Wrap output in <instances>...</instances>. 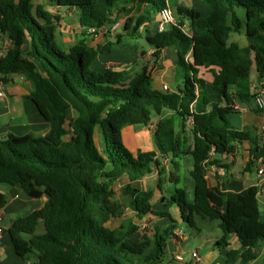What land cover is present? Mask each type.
Instances as JSON below:
<instances>
[{"label": "trees", "instance_id": "obj_1", "mask_svg": "<svg viewBox=\"0 0 264 264\" xmlns=\"http://www.w3.org/2000/svg\"><path fill=\"white\" fill-rule=\"evenodd\" d=\"M203 2L209 8L207 17L177 7L175 25L151 31L146 22L167 0H0V35L11 43L9 49H0V79L6 83L8 75H22L30 84L28 99L50 127L43 136L0 139V183L19 185L33 198L46 197L41 208L2 228L28 264H159L176 223L197 228L196 217H221L222 236L215 246L224 249L229 234L238 238L240 247L226 251L228 259H254L253 250L264 240L258 187L225 191L211 186L207 175L209 166L219 163L210 160L212 154L234 155L238 146L248 151L246 170L264 161V141L229 122L234 104H251L252 68L264 79V0ZM48 7L70 11L78 28L97 31L122 15L135 11L138 16L133 24L129 16L114 42L92 47L79 38L62 50L55 42L61 17ZM239 8L244 9L243 19ZM184 24L190 35L182 31ZM232 32L242 34L246 44L229 41ZM126 37L143 38L153 57L164 48L175 50V78L181 83L175 91L151 86L148 63L132 74L93 68L99 52L124 47ZM203 70L211 72L210 81L200 77ZM164 109L173 113L156 122L155 151L133 156L122 143L123 129L147 125ZM67 126L71 132L65 140ZM184 155H190L192 200H186L184 187H176L163 200L167 207L178 206L179 220L166 209H152V190L128 183L121 193L137 219L153 214L168 222L155 224L135 242L128 240L139 230L131 217L110 226L121 210L113 189L116 181L127 177L134 182L155 169L158 189L167 178L178 184ZM159 158H168L173 171L165 174ZM6 202L0 191V209Z\"/></svg>", "mask_w": 264, "mask_h": 264}, {"label": "crops", "instance_id": "obj_2", "mask_svg": "<svg viewBox=\"0 0 264 264\" xmlns=\"http://www.w3.org/2000/svg\"><path fill=\"white\" fill-rule=\"evenodd\" d=\"M167 5L174 12H176L175 10L177 7H184L188 9H194L200 15H202V12L205 14H209V8L207 5H205L203 0H167ZM48 9L52 13L58 14L61 17L59 22L57 23V29L55 34L56 38H58L61 45L64 46L67 50L75 41L71 38H67L66 34L64 33V31H68V27L63 23L62 18L63 15L70 14V11H58L51 7H48ZM134 12L129 14V16L133 17V20L136 18V16H138V13ZM178 17V15L175 16L177 20ZM158 22L159 15L153 14L150 19L149 29L151 31H154L157 28ZM118 24V27L114 31H108V27H105L107 32L96 34L95 36L98 38H96L95 40L86 39L87 43L92 47H95L94 43H98V45L103 44V42H101L103 41V35H105L106 33H110L111 35L116 36L118 34L117 31L122 28L121 19H119ZM168 27L169 26H166V28ZM113 36L108 35V41L113 42ZM3 38L5 39L3 40ZM2 41H4V45L2 46L3 48L0 47L2 51H5L11 47L10 41L5 36L0 35V46ZM147 47L148 48L145 49L142 45L140 47L138 44V49L136 48V50L133 51L132 55L121 54L120 58H99L100 54L103 53L100 52L97 55L99 60H95L96 64H93L92 66L100 72H105L107 69H112L118 72L132 74L139 70L137 66L138 64H140L141 67L144 63H148L152 76L151 86L154 89L159 90L164 85H167L168 91H175L177 87L181 84L180 81H177L175 78V50L173 48H164L157 57H153V49L149 46ZM120 51H118V53ZM132 64H134L135 67L130 66ZM200 77L210 81L212 78L211 72L208 70H203L200 73ZM250 77L251 82H258L260 80L257 77L256 72L253 68L250 73ZM6 78L7 82H3L4 95L0 97V139H4L8 135H45L49 131L50 127L49 124L38 114L35 106L27 97L28 91L30 89L29 82L26 81L22 75L18 74L8 75ZM172 83H175V88L171 87ZM238 111L241 112L243 130H251V133L253 135L259 137L262 141H264V130L262 129V126L264 125V111H254L253 106L251 104L247 105L246 108H243L242 105H240V109ZM172 113L173 112L164 109L159 116H154L151 119V122L145 125L146 127L150 128L148 131L150 132L151 136H153V132L158 119L169 117L172 115ZM131 126H127L124 129L126 130L128 127ZM66 129L67 134L64 137L65 140L69 138L71 132L69 127ZM188 145L189 142L183 145V149H186ZM159 159L163 164L166 165L164 167L166 171L165 174H167L171 170L173 171V166L170 164L169 161L166 160V158ZM213 159L218 160L219 163L211 164L208 168L209 170L207 176L209 184L211 186H223L225 191L230 192H239L251 185L257 186L259 209L261 212V219L263 220L264 181L260 180L261 178H259L256 173V165L258 161H255V163L249 169H245V164L248 161V151L245 146H238L234 155L212 154L210 156V160ZM180 165L181 166L177 172L179 176V181L177 185H179V187H184L187 193L190 194V188L192 186L191 178L189 175L190 155H184ZM124 179H127V177H124ZM127 181L128 183H131L133 186L138 187L140 189H150L153 191L151 203L152 209L156 211L163 210L161 204H163L164 198H167L172 195L174 189L176 188L174 187V189H169L170 185L166 186V181H163L162 183L166 186V189H164L165 191H163L162 188L161 190L158 189L159 175L157 173V170L155 169H153L152 172H149L148 174H144L141 178L137 179L134 182H130L129 180ZM0 191L4 193L7 197L6 204L3 206V208L0 209L1 228H6L11 220L25 216L31 211L41 208L44 202L46 201V197L44 195L39 198H33L28 196L19 185L0 183ZM125 197L126 201H129L128 197ZM126 210H129L128 206H126ZM168 211L173 219L179 220L180 212L177 205H172L168 209ZM132 214L135 217V213L133 211ZM147 216L154 220L155 224H167L168 222L165 221V218H159L153 214H149ZM113 221L114 219L110 223L114 224ZM199 221H201L202 226H204L203 224L207 225L208 219L196 217L197 237L203 240V242L199 245H197V241H194L193 243L196 244V247H191V252L193 250H197L201 257L200 262L197 264H262V260L264 258V240L260 242L257 247L253 250V252L255 253V257L251 261L243 263L239 255L233 257L232 259H228L226 251L238 250L240 247V242L238 238L233 234H229L226 236V241L228 242V244L226 247H224V249L215 246L216 241L222 236V232H220L219 237L217 235H214L213 233V235L209 232L207 233L201 229ZM111 224L110 226L114 227ZM217 227L219 228V222L217 224ZM175 228L178 230H182L183 233L180 237H169L166 241V245L169 244V250L167 249V252L171 256L172 261L170 260V258H163L160 264H195L192 260L187 261L184 258L183 262H178L175 260V256L180 253H171L172 251H170V249L176 250L185 248V246L188 244L187 242L191 239L190 235H186L182 223H176ZM28 262L29 261L22 259L15 253L8 234L2 231L0 234V264H28Z\"/></svg>", "mask_w": 264, "mask_h": 264}, {"label": "rangeland", "instance_id": "obj_3", "mask_svg": "<svg viewBox=\"0 0 264 264\" xmlns=\"http://www.w3.org/2000/svg\"><path fill=\"white\" fill-rule=\"evenodd\" d=\"M37 3L42 2V0H36ZM174 12V11H173ZM135 13V12H134ZM238 13L241 17V19L244 18V9L243 8H239L238 9ZM174 15L177 16L176 12H174ZM208 16V13L205 14L202 12L201 17L205 18ZM129 18V16H125L122 15L121 16V22L122 25L123 23ZM63 23L68 27V31L64 33L66 34L67 38H71L74 41L80 39H92L95 40L96 37L95 34L90 33L89 31H87V29L85 28H78V24L76 21V18L74 17V15L70 12V14H66L63 15ZM135 20V19H134ZM134 20L132 19L130 22L131 24L134 23ZM146 24H150L149 22H146ZM120 32L122 31V28L119 29ZM119 30L117 31L118 34L120 33ZM122 34V33H120ZM108 35L109 36H113L110 33H106L105 35L102 36L103 38V44H99L98 43H94L95 47L98 46H103L105 43L111 42L108 41ZM116 36H113V42L115 41ZM5 38H3L4 40ZM229 41H236L238 42L241 46L246 44V40L244 38V36L242 34H235V33H231L230 37H229ZM56 42V46L59 47L62 50H66V48L64 46L61 45V43L59 42L58 38L55 39ZM87 42V41H86ZM96 42V41H95ZM123 44L125 45L124 47H117V46H113L112 49L110 51H103L102 54H100L99 58H120L121 54L122 55H132L133 51L136 50V48L138 49V44L141 47V45L146 49L148 48L146 41L143 38H135V39H131V38H123L122 40ZM88 44V43H87ZM4 45V41L1 42V48H3L2 46ZM89 45V44H88ZM91 46V45H89ZM122 50V51H120ZM118 51H120L118 53ZM100 53V52H99ZM98 55V54H97ZM99 58L96 56L93 60V64H96L95 60H99ZM132 67H135L134 64L130 65ZM138 68H140V64L137 65ZM172 88H175V83L171 84ZM161 89V90H160ZM158 91H165V89H163V87H161ZM243 108H246L247 105L242 104ZM241 112L237 111V112H233L229 115V122L230 124L236 128V129H240L243 130V125H242V121H241ZM144 126V127H143ZM143 126H131L128 127L126 130L123 129L122 131V143L123 145L129 150V152L131 154H133V156L136 155L137 151L139 152H152L155 151V146H154V139L153 136L150 135V132L148 131L150 128L146 127L145 125ZM68 128V126H67ZM251 132V130H250ZM37 135V134H36ZM190 140V137L189 139ZM163 164V163H162ZM166 165L163 164V167H165ZM152 172V171H151ZM148 174V173H147ZM128 178L124 179L121 178L120 180L116 181L113 185V189L115 191V197L117 198L118 202L121 204V210L119 213V216L114 218L113 223L111 224L114 227L119 225V223L121 221H123L124 219L130 218L138 224L139 230L132 236H130L128 238V240L130 242H135L137 241L143 232H150L151 229L153 228V226L155 225V221L152 220L150 217L145 216L143 219L139 220L136 217H134V215L132 214V210L129 208V210H126V206H128V201H126V197L122 195V189L123 187L128 184ZM166 186H169V189H174V187H179V185L175 184V183H171L169 181V179L167 178L166 180ZM161 188L163 189V191H165L164 189H166L165 184H163L162 182L160 183ZM188 194V193H187ZM190 197V198H189ZM168 198V197H167ZM166 198V199H167ZM186 200L189 202L192 200V186L190 188V194L186 195ZM161 206L163 207V210L166 209L168 210L170 207H167L164 204H161ZM152 217V216H151ZM221 221V217L217 220H208L207 221V225L203 224L204 226H202L201 221H199V225L201 226V229L205 232H209L210 234H214L217 235L219 237L220 235V229L217 227L218 222ZM184 230L186 235H190L191 239L190 241H188L187 245L185 246V248L183 249H170V251H172L171 253L175 254V253H180L184 259H186L187 261H191V247H196L193 242L197 241V245H199L200 243L203 242V240L201 238L197 237V229L190 227L188 225H184ZM212 234V235H213ZM167 248H165V255L164 258L169 259L172 261L171 256L169 255V253L167 252L169 250V244L166 245ZM168 249V250H167ZM160 264V263H159Z\"/></svg>", "mask_w": 264, "mask_h": 264}, {"label": "built area", "instance_id": "obj_4", "mask_svg": "<svg viewBox=\"0 0 264 264\" xmlns=\"http://www.w3.org/2000/svg\"><path fill=\"white\" fill-rule=\"evenodd\" d=\"M159 22L157 24V30L162 31L166 29V26L169 25H175L178 20L174 16L173 10L166 5L160 12H159ZM118 22L113 24L111 27H108V31H114L118 27ZM90 33L93 32L92 34H98V33H104L107 32L105 27H102L101 29L94 30L93 28L87 29ZM182 31L190 35V27L187 24H184L182 26ZM250 93H251V105L256 108L257 110H261L262 112L264 111V79L259 80L258 82H251L250 84ZM163 89L168 90L167 85L163 86ZM4 95V83L0 79V97ZM234 110L238 111L240 109V104L236 103L234 104ZM190 122V121H189ZM262 129L264 130V125L262 126ZM167 161H169L168 158H166ZM256 173L261 178L260 180L264 181V161L263 160H258L257 165H256ZM258 196V194H257ZM2 232V228L0 226V234ZM183 231L175 229L173 230V236L174 237H180L182 235ZM191 259L193 263L197 264L200 262L201 257L198 253L197 250H193L191 252ZM175 260L178 262H183V257L181 254H178L175 256Z\"/></svg>", "mask_w": 264, "mask_h": 264}]
</instances>
